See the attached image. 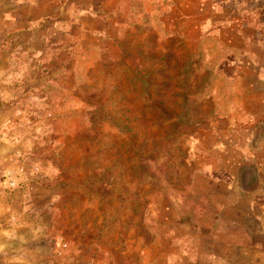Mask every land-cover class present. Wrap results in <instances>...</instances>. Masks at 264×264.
Instances as JSON below:
<instances>
[{
    "label": "rangeland",
    "instance_id": "1",
    "mask_svg": "<svg viewBox=\"0 0 264 264\" xmlns=\"http://www.w3.org/2000/svg\"><path fill=\"white\" fill-rule=\"evenodd\" d=\"M201 3L0 0V264H171L187 247L180 263L201 264L214 209L187 189L222 140Z\"/></svg>",
    "mask_w": 264,
    "mask_h": 264
},
{
    "label": "crops",
    "instance_id": "2",
    "mask_svg": "<svg viewBox=\"0 0 264 264\" xmlns=\"http://www.w3.org/2000/svg\"><path fill=\"white\" fill-rule=\"evenodd\" d=\"M199 13L197 43L210 42L222 58L210 121L222 140L213 150L219 161L199 168L187 189L214 209L211 244L198 258L201 264H264V0H202ZM198 149L195 141L191 155ZM182 251L171 264L194 254L192 247Z\"/></svg>",
    "mask_w": 264,
    "mask_h": 264
}]
</instances>
